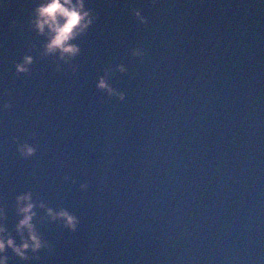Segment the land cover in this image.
<instances>
[{
	"label": "water",
	"instance_id": "1",
	"mask_svg": "<svg viewBox=\"0 0 264 264\" xmlns=\"http://www.w3.org/2000/svg\"><path fill=\"white\" fill-rule=\"evenodd\" d=\"M4 2L5 223L19 242L13 201L29 190L79 217L73 231L37 205L52 247L28 261L8 249L9 264H264V2L86 0L96 19L75 38L76 72L43 53L37 0ZM26 53L31 71L17 73ZM105 68L123 100L96 87Z\"/></svg>",
	"mask_w": 264,
	"mask_h": 264
},
{
	"label": "clouds",
	"instance_id": "2",
	"mask_svg": "<svg viewBox=\"0 0 264 264\" xmlns=\"http://www.w3.org/2000/svg\"><path fill=\"white\" fill-rule=\"evenodd\" d=\"M264 2V0H261ZM0 6L6 7L4 0H0ZM133 15L141 22L146 24L148 18L142 15L139 8L133 9ZM96 19L93 9L86 7V0H37L29 18V24L37 33L47 36L43 44V53L58 57L56 63L57 71L63 68L60 60L67 64L73 72L79 68L78 63H74L72 58L80 53V45L75 42V38L88 30ZM16 22L13 21V24ZM133 56H142L144 49L136 46L130 49ZM33 56L26 53L22 59L15 62L17 73H27L31 71L30 65ZM115 70L126 72L127 67L124 63L115 65ZM110 69L105 68L103 74L96 79V87L107 93L108 96L115 95L119 99L125 98V92L113 86L110 82ZM11 106L10 100H5L0 105V111ZM35 135V133H33ZM17 150L22 156H31L36 152V147L25 141L17 143ZM81 189L88 187V182L84 181L80 185ZM37 205L45 209L48 218L60 220L64 226L70 230H75L79 224V217L70 210L60 207L53 209L43 200L37 202L32 197V192L22 191L15 194L13 206L18 217L14 225L15 232L19 235V242L13 235L8 225L5 223L7 208L0 203V264H9L10 256L8 249L21 260L39 259V250L42 248L51 249L52 245L44 238L33 217L37 215ZM31 253V254H30Z\"/></svg>",
	"mask_w": 264,
	"mask_h": 264
}]
</instances>
